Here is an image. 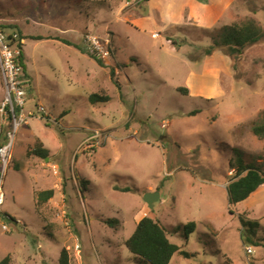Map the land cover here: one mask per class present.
I'll use <instances>...</instances> for the list:
<instances>
[{
	"label": "rangeland",
	"instance_id": "obj_1",
	"mask_svg": "<svg viewBox=\"0 0 264 264\" xmlns=\"http://www.w3.org/2000/svg\"><path fill=\"white\" fill-rule=\"evenodd\" d=\"M247 19L264 34V0H0V26L25 37L27 119L2 179L0 261L59 264L65 249L70 264H143L124 241L148 217L193 254L170 264H264V185L236 206L226 193L233 157L264 169L251 131L264 111V35L240 55L216 46L222 27ZM86 34L112 38L102 66ZM3 96L0 73V108ZM40 144L46 157L30 155ZM148 192L159 193L151 209Z\"/></svg>",
	"mask_w": 264,
	"mask_h": 264
},
{
	"label": "trees",
	"instance_id": "obj_2",
	"mask_svg": "<svg viewBox=\"0 0 264 264\" xmlns=\"http://www.w3.org/2000/svg\"><path fill=\"white\" fill-rule=\"evenodd\" d=\"M5 30L6 27L0 26ZM263 32L260 30L256 21L253 19H247L242 22L226 25L221 28L217 36L221 40L217 43V47L227 48V54L240 55L243 50L250 45H253L263 38ZM19 39L24 40L25 37L18 33ZM35 40H41L42 38H31ZM58 41H62L66 45H70L67 40L56 37ZM213 50L207 52L210 55ZM91 57V56H90ZM20 64L22 63L23 52L21 53ZM93 60L102 66V60L92 57ZM113 71H111V75ZM181 92H187V89H179ZM108 96H100L98 94H91L88 97L90 104L95 105L102 102H107ZM261 121L252 127V134L259 140H264V111L261 114ZM8 125L6 127V130ZM5 130V131H6ZM30 155L44 158L47 155L41 144L29 151ZM264 166V165H263ZM229 168L235 172L233 179L226 186V193L229 206H236V204L247 200L256 190L264 185V169L260 170L252 165L245 163L242 157L236 156L229 161ZM53 197L52 190L42 191L37 194L36 205L45 203ZM10 219V218H9ZM14 221L13 219H10ZM243 227H247L252 232L254 228L258 227L257 221L241 220ZM195 230V223L188 222L182 228L183 236L188 238ZM124 246L133 255L140 258L143 264H170L174 254H180L183 258H192L193 254H189L182 250V248L172 243L168 238L166 228L159 222L154 221L151 218L143 217L135 226L132 234L124 241ZM11 259L9 256L4 257L0 264H10ZM59 264H70L68 253L65 249L61 251L59 257Z\"/></svg>",
	"mask_w": 264,
	"mask_h": 264
},
{
	"label": "built area",
	"instance_id": "obj_3",
	"mask_svg": "<svg viewBox=\"0 0 264 264\" xmlns=\"http://www.w3.org/2000/svg\"><path fill=\"white\" fill-rule=\"evenodd\" d=\"M6 30L0 28V73L4 87L0 112L7 115L5 124L8 125L4 140L0 141V207L4 202L2 179L10 160L13 141L19 129L27 125V119L23 113L26 102L25 77L20 64L23 40L19 39L16 31ZM82 38L85 47L96 59L108 60L114 55L115 50L110 36L99 40L95 35L86 34ZM37 112L42 113V117L46 115L42 108H37ZM32 116L33 113L29 112L27 117ZM7 218L6 215L0 214V228L5 232L9 231L4 222ZM246 251L251 253L250 248H246Z\"/></svg>",
	"mask_w": 264,
	"mask_h": 264
},
{
	"label": "water",
	"instance_id": "obj_4",
	"mask_svg": "<svg viewBox=\"0 0 264 264\" xmlns=\"http://www.w3.org/2000/svg\"><path fill=\"white\" fill-rule=\"evenodd\" d=\"M159 199V193L158 192H148L143 197V202L147 205L149 209H151L156 203V201Z\"/></svg>",
	"mask_w": 264,
	"mask_h": 264
},
{
	"label": "crops",
	"instance_id": "obj_5",
	"mask_svg": "<svg viewBox=\"0 0 264 264\" xmlns=\"http://www.w3.org/2000/svg\"><path fill=\"white\" fill-rule=\"evenodd\" d=\"M82 38V37H81ZM63 39V38H62ZM65 40H67V39H65ZM69 43H71V41H69V40H67Z\"/></svg>",
	"mask_w": 264,
	"mask_h": 264
}]
</instances>
